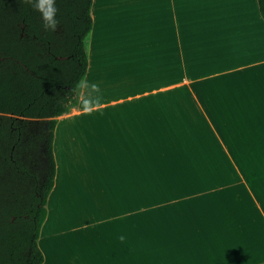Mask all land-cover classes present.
Returning a JSON list of instances; mask_svg holds the SVG:
<instances>
[{
    "label": "crops",
    "instance_id": "1",
    "mask_svg": "<svg viewBox=\"0 0 264 264\" xmlns=\"http://www.w3.org/2000/svg\"><path fill=\"white\" fill-rule=\"evenodd\" d=\"M90 13L86 73L53 130L41 264H264L257 0Z\"/></svg>",
    "mask_w": 264,
    "mask_h": 264
},
{
    "label": "trees",
    "instance_id": "2",
    "mask_svg": "<svg viewBox=\"0 0 264 264\" xmlns=\"http://www.w3.org/2000/svg\"><path fill=\"white\" fill-rule=\"evenodd\" d=\"M92 0H57L45 30L23 0H0V264H41L37 240L55 175L53 130L86 73ZM264 20V0H257Z\"/></svg>",
    "mask_w": 264,
    "mask_h": 264
},
{
    "label": "clouds",
    "instance_id": "3",
    "mask_svg": "<svg viewBox=\"0 0 264 264\" xmlns=\"http://www.w3.org/2000/svg\"><path fill=\"white\" fill-rule=\"evenodd\" d=\"M23 2L29 4L35 12L39 13L45 30L55 32L59 24L57 0H23Z\"/></svg>",
    "mask_w": 264,
    "mask_h": 264
},
{
    "label": "rangeland",
    "instance_id": "4",
    "mask_svg": "<svg viewBox=\"0 0 264 264\" xmlns=\"http://www.w3.org/2000/svg\"><path fill=\"white\" fill-rule=\"evenodd\" d=\"M90 38H91V36H90V34H88L87 37H86L85 40H84V43H85V47H86V48H88V46L90 45ZM95 45H96V44H95ZM72 107H74V106H72ZM72 107H71V108H72ZM71 108H70V109H71Z\"/></svg>",
    "mask_w": 264,
    "mask_h": 264
}]
</instances>
